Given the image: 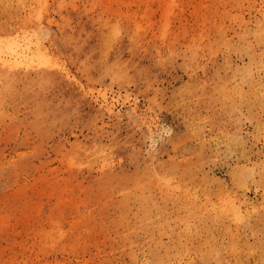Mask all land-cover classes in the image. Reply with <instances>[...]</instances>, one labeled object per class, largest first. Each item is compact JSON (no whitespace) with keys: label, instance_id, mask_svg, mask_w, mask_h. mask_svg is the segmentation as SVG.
Wrapping results in <instances>:
<instances>
[{"label":"rangeland","instance_id":"374dc122","mask_svg":"<svg viewBox=\"0 0 264 264\" xmlns=\"http://www.w3.org/2000/svg\"><path fill=\"white\" fill-rule=\"evenodd\" d=\"M264 0H0V264H264Z\"/></svg>","mask_w":264,"mask_h":264},{"label":"bare ground","instance_id":"6f19581e","mask_svg":"<svg viewBox=\"0 0 264 264\" xmlns=\"http://www.w3.org/2000/svg\"><path fill=\"white\" fill-rule=\"evenodd\" d=\"M264 101V100H263Z\"/></svg>","mask_w":264,"mask_h":264}]
</instances>
